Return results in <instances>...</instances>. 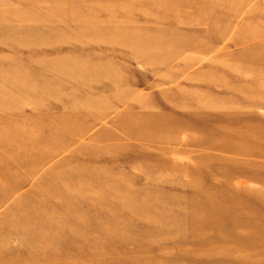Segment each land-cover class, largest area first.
I'll return each instance as SVG.
<instances>
[{
  "label": "rangeland",
  "instance_id": "374dc122",
  "mask_svg": "<svg viewBox=\"0 0 264 264\" xmlns=\"http://www.w3.org/2000/svg\"><path fill=\"white\" fill-rule=\"evenodd\" d=\"M0 264H264V0H0Z\"/></svg>",
  "mask_w": 264,
  "mask_h": 264
}]
</instances>
